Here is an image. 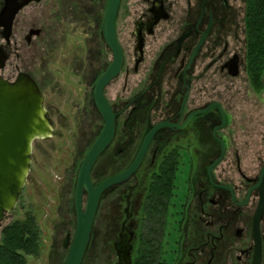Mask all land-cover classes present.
<instances>
[{
	"label": "flooded vegetation",
	"instance_id": "af4514ba",
	"mask_svg": "<svg viewBox=\"0 0 264 264\" xmlns=\"http://www.w3.org/2000/svg\"><path fill=\"white\" fill-rule=\"evenodd\" d=\"M96 1L103 11L98 57L105 53L93 75L82 76L77 86L61 85L54 106L29 72L53 128L50 136L34 139L48 142L40 156L49 152L58 164L70 162L63 132L68 130L58 128L56 117L78 123L77 133L92 124L78 169L105 128L95 86L114 59L102 31L108 0ZM80 2L72 0V8L85 10ZM116 35L123 63L102 91L115 131L92 167V183L125 171L148 132L164 125L154 132L136 172L102 193L96 218L102 211L103 234L115 235L110 264H121L116 244L122 234L130 236L131 264H254L258 257L264 264V210L255 233L264 202V131L246 130L261 129L264 87L256 91L247 71L245 0H120ZM4 44L9 59L11 40ZM243 83L257 100L239 98ZM59 98L74 109L65 111ZM87 199L84 191V207Z\"/></svg>",
	"mask_w": 264,
	"mask_h": 264
},
{
	"label": "rangeland",
	"instance_id": "374dc122",
	"mask_svg": "<svg viewBox=\"0 0 264 264\" xmlns=\"http://www.w3.org/2000/svg\"><path fill=\"white\" fill-rule=\"evenodd\" d=\"M71 2L72 0H42L32 2L22 9L15 21L9 47L10 57L6 66L0 70L1 76L12 80L22 70L30 72L39 81L54 106L58 88L64 84H69V87L77 86L82 83V76H92L95 68L102 62V54L105 53V50H102L98 57L102 43L100 24L103 11L97 1L81 0L82 6L86 5L85 10L73 9ZM32 27L42 28V33L34 36L28 44L25 35ZM3 43L5 40L0 37V44ZM124 43L129 50L130 43L126 40ZM109 57L110 54L106 52L103 58L109 60ZM237 90L240 91L238 96L241 100H257V96L250 88L248 90L244 83ZM262 103L264 104V101ZM58 104L64 105V110L68 112L74 109L70 101L60 102L59 98ZM56 124L59 129L64 126L69 131L63 130L67 139L65 143L71 147L72 152L69 164H58L59 160L55 157L51 160L49 152L40 156L39 148L46 146L48 142L34 141L33 160L25 186L14 209L6 213L0 221L1 239L3 227L12 220L23 217L27 210L37 216L42 229L43 247L39 256H28V264H64L68 254L64 240L67 233L73 236L75 231L73 197L77 170L85 151V142L89 136L92 137L94 130L88 132L92 124H83L88 128L87 132L83 133L81 130L77 133L78 123L57 117ZM234 126L238 128L236 123ZM85 127L79 124L80 129ZM246 130L263 132L264 121L261 129L258 126ZM54 138L51 140H55ZM57 156L61 157L58 153ZM103 222V213L100 211L83 264L111 263L110 249L115 235L103 234Z\"/></svg>",
	"mask_w": 264,
	"mask_h": 264
},
{
	"label": "water",
	"instance_id": "95a60500",
	"mask_svg": "<svg viewBox=\"0 0 264 264\" xmlns=\"http://www.w3.org/2000/svg\"><path fill=\"white\" fill-rule=\"evenodd\" d=\"M33 0H4L0 8V35L10 43L15 19L26 5ZM120 0H108L102 31L106 43L114 53V59L107 71L100 76L95 86V97L98 107L105 115L104 130L93 143L83 158L76 179L74 206L76 227L73 236L67 234L64 247L68 249L64 264H83L91 243L93 226L100 204L102 193L111 185L128 179L140 166L147 147L157 125L145 136L133 163L122 173L115 175L98 185L91 180V170L101 152L109 145L114 136V114L103 97L106 83L120 70L123 63V51L116 35V16ZM40 28L32 27L26 35L28 43L33 36L40 33ZM6 45L0 44V70L6 66L8 52ZM171 125V124H170ZM53 128L43 105V95L34 77L27 71H20L15 79L0 75V221L16 206L32 162V145L37 137H47ZM224 149V147H223ZM264 182V167L261 173ZM88 193L84 207L83 193ZM264 210L260 204L255 216V233L258 234L259 219ZM121 264H131L130 236L122 234V240L116 244ZM254 264H259V257Z\"/></svg>",
	"mask_w": 264,
	"mask_h": 264
},
{
	"label": "trees",
	"instance_id": "16d2710c",
	"mask_svg": "<svg viewBox=\"0 0 264 264\" xmlns=\"http://www.w3.org/2000/svg\"><path fill=\"white\" fill-rule=\"evenodd\" d=\"M248 34L247 71L256 91L264 87V0H245ZM42 229L37 216L27 210L1 231L0 264H28V256L42 252Z\"/></svg>",
	"mask_w": 264,
	"mask_h": 264
}]
</instances>
